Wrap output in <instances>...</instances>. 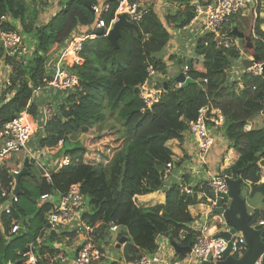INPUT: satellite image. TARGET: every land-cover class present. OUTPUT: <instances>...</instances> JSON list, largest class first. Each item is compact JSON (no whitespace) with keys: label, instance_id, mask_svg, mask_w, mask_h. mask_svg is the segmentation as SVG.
<instances>
[{"label":"trees","instance_id":"1","mask_svg":"<svg viewBox=\"0 0 264 264\" xmlns=\"http://www.w3.org/2000/svg\"><path fill=\"white\" fill-rule=\"evenodd\" d=\"M125 1L147 0H108V10L100 15L92 10L99 0H62L58 11L41 23L40 13L47 7L46 0H0V19H9L0 27L17 31V23L24 42H31L33 47L24 59L6 61L12 67L9 92L13 96L8 101L0 98V125L24 111L28 120L38 121L34 93L43 90L52 79V71L46 68L51 55L73 31L84 30L98 21L107 27ZM168 1L171 7L162 19L151 5V12L138 23L139 35L131 28H121L118 49L104 36L83 44L82 65L69 69L78 84L72 91L54 94L53 117L40 129L42 134L37 143L39 149L51 150L56 159L69 158V166L51 172L50 184L30 170L27 177L21 178L22 194L13 218L23 229L10 241L0 235V264L21 261L26 246L42 227L46 208L37 204L40 196L65 193L73 185H79L87 201L82 220L94 229L96 244L116 243L113 248L119 252V240L126 239L121 261H134L154 253L159 235L181 246L191 245L196 234L189 228L193 219L188 208L198 204L197 193L212 196L206 183L191 189V194L180 193L174 184L165 191L162 205L141 207L135 199L163 189L166 183L161 176L173 156L168 143L180 141L189 123L197 119L198 111L209 104L221 110L224 117L221 129L228 149L238 154L237 161L222 171L223 175L241 179L243 185H255L259 181V164L264 159V126L250 131H244V127L255 115L264 114V78L244 72L238 80H230L229 71L239 58L234 47L223 48L209 34L197 37L195 58L183 63L188 68V79L177 89L171 88L175 78L164 81L166 92L151 111H143L138 87L151 81L148 68L166 74V64L160 56L170 43L171 31L183 30L190 24L195 17L194 2L205 5L211 0ZM235 18L225 27L232 42L237 39L231 35L230 27L240 30ZM263 26L264 20L253 17L244 32L249 40L239 41L240 49L258 63L264 62ZM2 53L0 46V57ZM106 110L115 116L116 124H105ZM26 180H31L33 189L23 185ZM22 200L36 209L33 219L25 218ZM251 216V222L257 223L264 219V210L253 209ZM10 221L11 217L5 218L7 229ZM111 229L117 230L111 232ZM69 236L74 238L77 234ZM175 257L182 260L184 254ZM106 264L117 263L107 260Z\"/></svg>","mask_w":264,"mask_h":264},{"label":"built area","instance_id":"2","mask_svg":"<svg viewBox=\"0 0 264 264\" xmlns=\"http://www.w3.org/2000/svg\"><path fill=\"white\" fill-rule=\"evenodd\" d=\"M50 3L59 9L62 0H49ZM108 0H99V5L92 7L94 14L100 15L101 12L108 10ZM195 7V17L190 24L182 31H190L195 37L202 35H212L219 40V45L225 49L234 47L238 50L239 58L236 60L241 66V71H233L232 76L240 78L244 73L251 75H262V66L264 62L256 63L250 55L245 56L240 50L239 45L230 39L226 26L229 25L232 18L240 14L244 16L243 11L251 13L256 19L257 17L264 20V0H211L205 5L193 3ZM151 12L150 0L144 3L123 2L117 9L113 21L105 27L103 21H98L94 26L84 30H75L67 39L65 44L55 52L47 63V70L52 71V79L46 82L43 90L52 91L55 94L58 91H72L78 84L76 76L69 72L73 66H81L83 60L81 53L83 44L86 41H95L98 36V29H102V36L106 37L113 24L121 14H126L127 20L131 23L138 24L142 19ZM9 22L7 17L0 19L1 23ZM17 31H5L0 27V42L3 53L0 57V98L3 97L8 101L13 96V92H9L12 87L10 75L12 67L7 64L8 59L16 61L24 59L32 50L24 43V37L19 33V25L16 23ZM230 30V29H229ZM178 32V31H177ZM254 36V34H253ZM243 60H249L253 65L244 69ZM25 64L26 61L23 60ZM232 69V67H231ZM230 69V70H231ZM188 68L184 66L182 73L187 79ZM149 78H154L156 72L152 68L147 70ZM206 83V81H203ZM182 83H175L172 89H177ZM37 90L34 93L43 91ZM165 87H157L155 83L147 82L138 87L139 98L141 99L144 109L143 111H151L155 103L158 102L161 95L166 92ZM38 125L28 120L26 111L20 113L12 121L0 125V235L6 241H10L17 236L23 229L17 219L13 218L18 212L19 195L15 194L16 177L24 168V162L27 159L30 168L36 166L41 172L40 177L44 178L48 184L51 183V172H55L63 167L69 166L70 160L67 157H61L58 160L50 162L48 159L52 156V151L48 149H37L34 152L27 148L30 137L38 130L42 129L46 123L53 117L54 105L51 101L42 104L39 109ZM224 117L219 108H213L207 105L198 111V117L194 122L189 123L188 134L196 146V156L200 165L207 166L208 154L214 146V137L212 133H216L223 125ZM247 124L245 131L250 130ZM61 143H59V146ZM25 153L24 161H20L15 167L8 166L13 154ZM44 157L48 159V164L42 163ZM233 164L232 158L227 154L223 157L220 165L221 173ZM196 163L195 167L196 168ZM54 167L53 169H51ZM174 169L173 162L167 163L163 170L161 180L168 182ZM195 170V169H194ZM259 181L256 185L264 182V166L259 164ZM229 178L223 174L212 175L206 186L210 189L212 196L207 197L206 201L209 205L208 213L204 216L202 223H195L193 227H189L196 237L191 244L189 254H184L182 260L175 257V252L170 246V240L159 235L156 239L157 249L150 255H142L141 258L123 262V264H218L223 260L224 253L230 243V255L236 259L243 256L246 245L241 233L232 234L230 239L226 241L223 238H215L219 232H228L229 229L222 216H212L211 211L216 207L219 194L225 195L228 187L225 179ZM205 184V183H204ZM202 184V185H204ZM248 187L250 184L247 185ZM180 193L191 194V188L185 184L178 185ZM38 205L46 208L43 214V225L39 229L34 240L29 243L22 254L23 264H105L108 259V251L106 246H98L93 237L94 229L85 224L82 215L87 210V201L80 191L79 185L71 186L65 193L53 192L40 196L37 200ZM11 217L8 229L5 226V218ZM215 221L219 226L212 224ZM261 226L264 229V219L257 223H250V226ZM214 228L215 233L212 234L210 229ZM117 229H111L115 232ZM70 233H76L77 236L71 238ZM77 239L74 246H67L66 243ZM80 240V241H79ZM263 254L256 260L254 264H262ZM8 264H16L9 262Z\"/></svg>","mask_w":264,"mask_h":264},{"label":"crops","instance_id":"3","mask_svg":"<svg viewBox=\"0 0 264 264\" xmlns=\"http://www.w3.org/2000/svg\"><path fill=\"white\" fill-rule=\"evenodd\" d=\"M46 3L47 7L45 6L40 13L41 23H46L50 17L57 12L56 7H54L49 0ZM194 41L195 35L190 31L182 32L181 35L180 33L177 34V32H175V34L172 35L170 43L166 47L164 53L160 56L166 64V74H163L160 79L157 77V84H164V81H169L172 78L176 79L177 76L181 74L184 61L193 57ZM173 55L175 56L174 58H172ZM172 66H174V68H172ZM40 94L41 93H36L34 98H39ZM262 122H264V120ZM262 122L261 126L258 128L249 123L248 124L252 129H261L264 126V124L262 126ZM212 135L215 143L208 154L207 166L199 164L196 156L195 143L188 134H183L180 141L173 140L168 143L170 144V147L169 145L168 147L173 153L172 160L174 163V169L172 170L170 179L164 187L169 188L174 184H185L191 189L198 186L200 187L202 184L207 183L212 175L221 174L220 165L226 154L228 157L232 158L233 163L237 161L238 154L233 149H228V142L224 137V131L219 129L216 133H212ZM195 163L197 165L196 168H194ZM203 196H205V194L197 193L198 199H201ZM135 201L137 202V205L141 207L162 205L165 201V192L162 189L147 195L137 196ZM188 210L193 219V222L189 227L191 225V227H193L195 223H202L204 221V216L208 213V208L202 203L190 206ZM210 232L214 234L216 231L214 228H211ZM76 241L77 239L70 243H66V245L68 247H73ZM121 254L122 248L115 256L108 252L109 256L107 260L116 263L120 261V263L123 264L124 261H121Z\"/></svg>","mask_w":264,"mask_h":264},{"label":"water","instance_id":"4","mask_svg":"<svg viewBox=\"0 0 264 264\" xmlns=\"http://www.w3.org/2000/svg\"><path fill=\"white\" fill-rule=\"evenodd\" d=\"M121 28H131L137 35L140 34L139 27L129 22L126 14L119 15L117 21L113 24L106 37L111 46L115 49L119 48L118 39L121 36ZM97 32L98 35H102V29H98ZM231 35L241 42L249 40L244 33L239 32L236 28L232 29ZM187 64H189V62H187ZM243 65L245 69H248L253 65V63L248 60H243ZM262 76L264 78V66H262ZM176 81L179 83L185 82L183 73L177 76ZM260 165L264 166V161H261ZM29 168L30 165L26 159L23 170L16 177L15 194L19 196L22 194L20 190V180L22 177L29 175ZM225 182L228 187V192L225 195H218L219 199L216 207L211 211V215L222 216L229 231L219 232L214 237H220L228 241L232 234L241 233L245 241L246 250L241 258L236 259L230 255L231 245L229 243L224 253L223 260L218 264H254L264 252V229L262 230L259 225L254 226L253 228L250 226L252 216L248 211L245 199L241 197V187L243 185V181L241 179L226 178ZM248 188L250 190V197H253L255 194H259L261 195L264 203V182L261 185H250ZM165 190L166 188L164 187L163 191ZM125 240V238L120 239L117 248L121 247V245L125 243ZM169 243L175 254H189L191 251V245L181 246L177 243L176 245L175 242L171 240ZM23 262L24 261H19L16 264H23ZM262 264H264V256Z\"/></svg>","mask_w":264,"mask_h":264},{"label":"rangeland","instance_id":"5","mask_svg":"<svg viewBox=\"0 0 264 264\" xmlns=\"http://www.w3.org/2000/svg\"><path fill=\"white\" fill-rule=\"evenodd\" d=\"M48 1V0H46ZM196 1V0H194ZM151 5H153L152 9L155 10V12L157 13V15L160 17V19L164 18V16L169 12V7H171L170 3L168 0H154L152 2L151 0ZM241 13H244V16H240V14H238L237 16H235V21H237V26L239 27V31L241 32H247L248 30V23L249 22H252V19H253V16L251 13H248L247 11H243ZM243 17V18H241ZM236 23V22H235ZM240 24V25H239ZM233 26H231L230 28H232ZM175 32L177 31H171V38H172V35L175 34ZM182 32L184 33L185 31H178L177 34L180 33V35L182 34ZM237 41V44H240V42L238 40H235ZM26 46H30L31 47V42H27V43H24ZM241 48V47H240ZM245 56H248L246 53H245ZM175 56L173 55L172 58H174ZM51 58V57H50ZM172 68H174V66H172ZM176 68V67H175ZM233 71H241V66L238 64V62L234 61L233 65H232V69L230 70L229 72V77L231 80L233 79H236L237 78V75L236 76H232V72ZM163 76L162 73H157V75L152 79V81H157V77L160 79V77ZM37 93H41L39 98H34V101L36 102L37 104V107L40 109L42 104H45L47 101H51L52 103L54 102L55 103V95L53 94L52 91H47V90H43V91H40V92H37ZM58 93V92H57ZM40 115V114H39ZM105 115L107 116V119H106V122L105 124H109V123H114L116 124L117 123V120L115 119V116L114 115H110L109 112L106 110L105 111ZM38 121L40 120L39 116H38ZM264 120V116L262 114H258V115H255L250 121H249V124L253 125L254 127L258 128L261 126V122ZM36 123L38 125V121L36 120H29V122L31 123ZM33 123V124H34ZM104 124V125H105ZM264 122H262V126H263ZM110 125V124H109ZM42 134V130H38L36 131L29 139V142L27 144V148L28 149H31L32 151L36 152L38 151L37 149L39 148L38 146V140L40 139V136ZM169 147H170V144H168ZM26 157L25 153L21 152V153H18V154H13L12 155V158L11 160L7 163L8 166L10 167H15V165L17 163H19L20 161H24V158ZM61 158V157H60ZM40 159H43L42 160V163L44 165H47L48 164V159L50 160V162H53L54 160H58L54 157V155L50 156L48 159L47 158H44V157H40ZM233 165V164H232ZM54 167H52L51 169H53ZM30 172L35 175L36 177H40V174L41 172L38 170V168L36 166L33 165V167H31L30 169ZM226 173V171H225ZM223 174V173H221ZM24 177H27V176H24ZM31 180H26L25 182H23V185L27 188V189H30V187H32L31 189H33V186L31 185ZM211 193V192H210ZM250 193V190L248 188V186L246 185H242L241 187V197H243L247 203V206H248V210L249 212H252L253 209H260V210H264V203H263V199L261 197V195L259 194H255L253 197H250L249 195ZM212 194V193H211ZM197 196V195H196ZM192 197H195V195H193ZM197 198V197H196ZM198 199V198H197ZM195 199V200H197ZM207 197L206 196H203L201 199H198V203H202L205 205V207H209V205L207 204V201H206ZM136 200V199H135ZM137 203V202H136ZM21 206L24 208L25 212H26V219L30 218V219H33L34 216H35V211L36 209L31 205L29 204L26 200H22L21 202ZM251 214V213H250ZM212 224L215 225V226H219L217 223H215V221H212ZM32 242V241H31ZM30 243V242H29ZM177 242H175L176 244ZM116 244V243H114ZM114 244H109V245H106V248H107V251L111 254V255H116L117 252L114 251ZM178 244V243H177ZM176 244V245H177ZM13 254V253H12ZM117 264H121L120 261H118Z\"/></svg>","mask_w":264,"mask_h":264},{"label":"clouds","instance_id":"6","mask_svg":"<svg viewBox=\"0 0 264 264\" xmlns=\"http://www.w3.org/2000/svg\"><path fill=\"white\" fill-rule=\"evenodd\" d=\"M117 19H118V18H117ZM232 19H233V18H232ZM232 19H231V20H232ZM129 22H130V21H129ZM133 24H134V23H133ZM135 25L138 26V24H135ZM261 29L264 31V26L261 27ZM180 31H182V30H180ZM230 31H232L231 28H230ZM230 33H231V32H230ZM97 34H98V33H97ZM102 34H103V31H102ZM252 35H253V32H252ZM98 36L100 37V36H102V35H98ZM106 37H107V36H106ZM253 37H255V36H253ZM196 38H197V37H195V41H196ZM96 40H97V39H96ZM195 41H194V45H193V57H190L189 59H191V58H195V56H194V46H195ZM238 41H239V40H238ZM236 43H237V42H236ZM238 45H239V44H238ZM0 46H1V45H0ZM240 50H241V49H240ZM241 51H243V50H241ZM243 53L245 54V52H243ZM247 55H248V54H247ZM51 56H52V55H51ZM189 59H188V60H189ZM188 60H187V61H188ZM248 61H249V60H248ZM183 68H184V67L182 66V70H183ZM244 69H245V68H244ZM229 72H230V71H229ZM181 73H182V71H181ZM156 75H157V73H156ZM183 75H184V74H183ZM184 77H185V76H184ZM152 79H153V78H152ZM152 79H151L150 82H151V83H155L157 87H160V86H161V87H165V88H166L165 83H164V84H162V83H161V84H157L156 81H152ZM187 79H188V78H187ZM187 79H185V81H186ZM238 79H239V78H238ZM238 79H233V80H238ZM175 80H176V79H175ZM230 80H231V79H230ZM231 81H232V80H231ZM175 83H179V82L175 81ZM175 83H174V84H175ZM174 84H173V85H174ZM182 84H183V83H182ZM172 87H173V86H171V88H172ZM166 89H167V88H166ZM263 116H264V114H263ZM248 123H249V122H248ZM248 123H247V124H248ZM247 124H246V125H247ZM246 125H245V126H246ZM248 125H249V124H248ZM249 126H250V125H249ZM220 129H221V128H220ZM251 129H252V128H250V130H251ZM250 130H249V131H250ZM244 131H245V130H244ZM184 134H185V133H184ZM262 161H264V159H263ZM172 162H173V160H172ZM173 165H174V163H173ZM260 166H261V165H260ZM29 169H30V168H29ZM230 179H231V178H230ZM164 183H167V182H164ZM250 185H251V184H250ZM255 185H256V184H255ZM177 186H178V185H177ZM246 186H247V185H246ZM165 188H166V190H167V187H165ZM20 190H21V189H20ZM166 190H165V191H166ZM165 191H164V192H165ZM21 192H22V191H21ZM136 204H137V203H136ZM248 211H249V210H248ZM249 213H251V212H249ZM179 245H180V244H179ZM122 247H123V245H121V248H122Z\"/></svg>","mask_w":264,"mask_h":264},{"label":"bare ground","instance_id":"7","mask_svg":"<svg viewBox=\"0 0 264 264\" xmlns=\"http://www.w3.org/2000/svg\"><path fill=\"white\" fill-rule=\"evenodd\" d=\"M100 38V37H99ZM64 96V95H63ZM22 261V260H21Z\"/></svg>","mask_w":264,"mask_h":264}]
</instances>
